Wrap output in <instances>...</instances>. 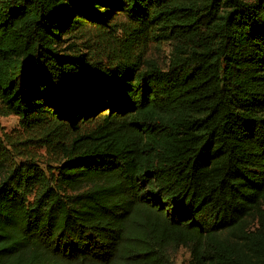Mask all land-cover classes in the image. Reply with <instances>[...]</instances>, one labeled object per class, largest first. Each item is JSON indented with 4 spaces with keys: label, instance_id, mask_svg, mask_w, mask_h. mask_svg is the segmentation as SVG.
Masks as SVG:
<instances>
[{
    "label": "trees",
    "instance_id": "obj_1",
    "mask_svg": "<svg viewBox=\"0 0 264 264\" xmlns=\"http://www.w3.org/2000/svg\"><path fill=\"white\" fill-rule=\"evenodd\" d=\"M11 116L0 264H264V0H0Z\"/></svg>",
    "mask_w": 264,
    "mask_h": 264
},
{
    "label": "rangeland",
    "instance_id": "obj_2",
    "mask_svg": "<svg viewBox=\"0 0 264 264\" xmlns=\"http://www.w3.org/2000/svg\"><path fill=\"white\" fill-rule=\"evenodd\" d=\"M168 48L163 47L160 53L156 56L158 57L161 64L168 59ZM0 125L5 132L11 133L12 131L19 128V120L17 117L11 116L7 118H0ZM174 264H190L189 253L185 249H180L173 255Z\"/></svg>",
    "mask_w": 264,
    "mask_h": 264
}]
</instances>
